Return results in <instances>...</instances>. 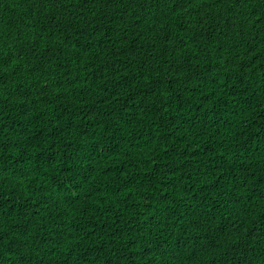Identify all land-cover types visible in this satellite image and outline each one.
Segmentation results:
<instances>
[{
  "label": "trees",
  "instance_id": "16d2710c",
  "mask_svg": "<svg viewBox=\"0 0 264 264\" xmlns=\"http://www.w3.org/2000/svg\"><path fill=\"white\" fill-rule=\"evenodd\" d=\"M0 264H264V0H0Z\"/></svg>",
  "mask_w": 264,
  "mask_h": 264
}]
</instances>
